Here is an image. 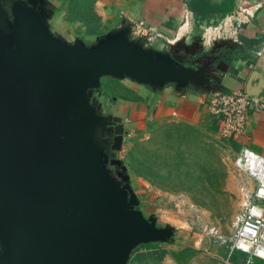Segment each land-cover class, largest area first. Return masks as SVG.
I'll return each mask as SVG.
<instances>
[{"label": "water", "instance_id": "water-1", "mask_svg": "<svg viewBox=\"0 0 264 264\" xmlns=\"http://www.w3.org/2000/svg\"><path fill=\"white\" fill-rule=\"evenodd\" d=\"M52 14L45 0H0V264H129L174 229L140 210L117 158L122 119L102 115L95 94L103 79L220 92L216 50L230 42L156 50L130 25L67 42ZM262 89L252 74L245 94Z\"/></svg>", "mask_w": 264, "mask_h": 264}, {"label": "crops", "instance_id": "crops-1", "mask_svg": "<svg viewBox=\"0 0 264 264\" xmlns=\"http://www.w3.org/2000/svg\"><path fill=\"white\" fill-rule=\"evenodd\" d=\"M193 1L45 0L53 10L49 20L51 31L67 42L81 38L86 43H92L111 30L130 25L136 35L144 37L147 44L156 50H166L177 44L181 47H202L203 28L214 26L246 7L254 13V18L243 27L237 39L216 50L220 92L245 93L252 74L256 73L263 81L260 97L264 99V0H233L232 11L225 16L220 13L197 15L190 8ZM206 1L218 6L225 0ZM186 17L188 23L181 29ZM123 85L131 96L137 97L136 101L125 98V95L118 99L121 114L115 113L114 117L122 119L125 127L142 131L146 125L155 122L182 123L208 135L220 136L219 133L213 134L215 121L219 118L208 112V95L191 89L179 92L171 86L152 92L132 82ZM225 141L229 146V141L236 145V150L230 146L235 152L234 158L243 148L264 158V112L249 110L244 134ZM226 255L225 247L224 256L218 261ZM261 263L256 261V264Z\"/></svg>", "mask_w": 264, "mask_h": 264}, {"label": "rangeland", "instance_id": "rangeland-1", "mask_svg": "<svg viewBox=\"0 0 264 264\" xmlns=\"http://www.w3.org/2000/svg\"><path fill=\"white\" fill-rule=\"evenodd\" d=\"M122 82L130 84L101 81V96L95 94L94 102L102 115L121 114L118 99L127 95ZM167 124L155 122L142 131L124 126L126 136L117 158L127 168L139 208L158 226L174 229L170 243L141 250L142 257L131 264H177L171 254L187 248L195 252L187 264H217L225 252L220 239L232 237L241 210L235 152L219 136L204 132L184 143L169 142L164 136Z\"/></svg>", "mask_w": 264, "mask_h": 264}, {"label": "built area", "instance_id": "built-area-1", "mask_svg": "<svg viewBox=\"0 0 264 264\" xmlns=\"http://www.w3.org/2000/svg\"><path fill=\"white\" fill-rule=\"evenodd\" d=\"M253 18L254 13L245 7L227 16L216 26L203 28V47L209 48L216 42L237 39L243 27ZM187 23L186 17L181 29ZM207 109L211 116L222 120L219 137L228 140L244 134L249 110L264 112V99L243 92H216L208 95ZM234 167L239 178L241 210L232 237L220 239V244L227 248V255L217 264H256V261L264 264V158L243 148L235 157ZM237 254L242 258L234 261Z\"/></svg>", "mask_w": 264, "mask_h": 264}, {"label": "trees", "instance_id": "trees-1", "mask_svg": "<svg viewBox=\"0 0 264 264\" xmlns=\"http://www.w3.org/2000/svg\"><path fill=\"white\" fill-rule=\"evenodd\" d=\"M190 8L197 15H200V16H207L211 14L213 15L217 13H220L222 16H225L227 13L232 11L233 0H225L222 4L218 6L211 5L206 0H195L190 4ZM106 80H111L116 83H120V81L115 80V79H106ZM124 91L127 94L125 95V98L135 100V101L137 100V97L131 96V92H129L127 89L124 88ZM164 127L166 128L164 132V136H165V139L169 142H173L175 139H180L181 142L184 143L187 140V138L191 137L192 135L203 134L198 129H195L193 127H190L182 123H170V124L165 125ZM222 127H223L222 121L220 119H217L215 121V129L213 130V134L217 135L219 133L220 135L222 131ZM229 144L232 149L236 150L235 144L231 143V141H229ZM182 160H183V156L180 157L178 154L177 161L179 163H182ZM138 169L133 168L134 172L137 174L140 173ZM159 248H160V244H147V245L140 246L132 254L129 264H131V262L133 261L139 260L142 257L143 254L140 253L141 250L151 251V250H157ZM166 253H167L166 251H161V254L163 255H165ZM171 256L177 264H187L195 256V252L187 248L179 252H175V253L173 252ZM241 258H242L241 255H235L233 260L238 261V259H241Z\"/></svg>", "mask_w": 264, "mask_h": 264}, {"label": "flooded vegetation", "instance_id": "flooded-vegetation-1", "mask_svg": "<svg viewBox=\"0 0 264 264\" xmlns=\"http://www.w3.org/2000/svg\"><path fill=\"white\" fill-rule=\"evenodd\" d=\"M179 49H181V47H179ZM179 54H180V56L184 57V59H186V60L190 59V56L187 55V54H184L183 51L179 52ZM108 137H109V140H110L111 137L110 136H108ZM117 155H118V153H117Z\"/></svg>", "mask_w": 264, "mask_h": 264}]
</instances>
